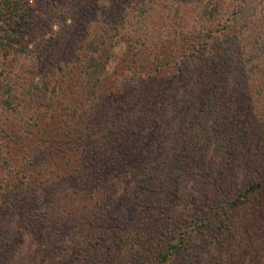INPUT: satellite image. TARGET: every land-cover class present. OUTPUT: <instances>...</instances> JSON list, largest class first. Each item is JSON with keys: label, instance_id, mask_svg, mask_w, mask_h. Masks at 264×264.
Listing matches in <instances>:
<instances>
[{"label": "trees", "instance_id": "16d2710c", "mask_svg": "<svg viewBox=\"0 0 264 264\" xmlns=\"http://www.w3.org/2000/svg\"><path fill=\"white\" fill-rule=\"evenodd\" d=\"M0 264H264V0H0Z\"/></svg>", "mask_w": 264, "mask_h": 264}]
</instances>
